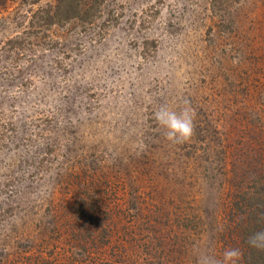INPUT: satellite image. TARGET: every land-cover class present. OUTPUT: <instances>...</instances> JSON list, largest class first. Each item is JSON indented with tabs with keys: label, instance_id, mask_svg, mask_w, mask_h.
Listing matches in <instances>:
<instances>
[{
	"label": "rangeland",
	"instance_id": "rangeland-1",
	"mask_svg": "<svg viewBox=\"0 0 264 264\" xmlns=\"http://www.w3.org/2000/svg\"><path fill=\"white\" fill-rule=\"evenodd\" d=\"M56 3L0 6V264H243L233 203L264 207V0H102L89 23ZM185 100L194 134L169 141L154 113Z\"/></svg>",
	"mask_w": 264,
	"mask_h": 264
},
{
	"label": "trees",
	"instance_id": "trees-1",
	"mask_svg": "<svg viewBox=\"0 0 264 264\" xmlns=\"http://www.w3.org/2000/svg\"><path fill=\"white\" fill-rule=\"evenodd\" d=\"M6 0H0V6ZM102 0H57L56 15L57 21L62 22L68 19H78L82 23H89ZM44 13L42 22L48 24L51 18ZM264 186V182L262 183ZM262 188V187H259ZM258 188V189H259ZM256 190V188H255ZM264 199V195H262ZM252 198L243 201L242 204L233 203V208L237 214L236 224L239 229L240 241L244 244L245 253L242 256L243 264H264V251H258L247 244V238L254 232L264 230V207L251 204ZM246 205L243 206V205ZM254 205V206H251ZM251 206V207H250Z\"/></svg>",
	"mask_w": 264,
	"mask_h": 264
},
{
	"label": "clouds",
	"instance_id": "clouds-1",
	"mask_svg": "<svg viewBox=\"0 0 264 264\" xmlns=\"http://www.w3.org/2000/svg\"><path fill=\"white\" fill-rule=\"evenodd\" d=\"M179 111L161 105L154 113L156 121L166 131L165 137L172 142L182 143L189 140L195 131V110L187 100ZM247 244L258 251H264V230L256 231L247 238ZM196 264H238L242 255L239 248L226 249L222 259L216 258L207 251L197 250Z\"/></svg>",
	"mask_w": 264,
	"mask_h": 264
}]
</instances>
